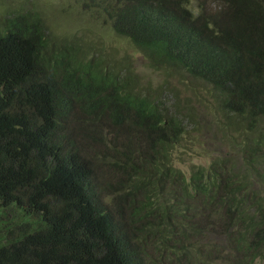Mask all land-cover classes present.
Listing matches in <instances>:
<instances>
[{"label":"trees","instance_id":"trees-1","mask_svg":"<svg viewBox=\"0 0 264 264\" xmlns=\"http://www.w3.org/2000/svg\"><path fill=\"white\" fill-rule=\"evenodd\" d=\"M74 1L125 50L0 14V264H264V0Z\"/></svg>","mask_w":264,"mask_h":264},{"label":"rangeland","instance_id":"rangeland-1","mask_svg":"<svg viewBox=\"0 0 264 264\" xmlns=\"http://www.w3.org/2000/svg\"><path fill=\"white\" fill-rule=\"evenodd\" d=\"M19 4L33 5L34 11L46 18L53 35L56 37L78 38L91 46L101 41L103 46L108 49L124 51L126 48V42L116 39L108 29H103L99 22L85 14L80 4L74 0H0V14L3 9L12 8ZM129 53L132 55L138 73L142 75L145 81L156 79L157 76L147 70L141 54L133 53L131 50ZM186 158V163L178 165V167L188 174L191 166L207 163V159L196 156Z\"/></svg>","mask_w":264,"mask_h":264}]
</instances>
